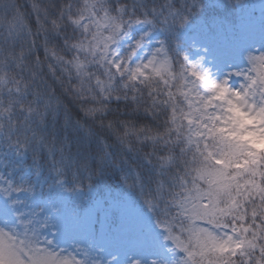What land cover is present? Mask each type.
Returning <instances> with one entry per match:
<instances>
[{
    "label": "clouds",
    "instance_id": "1",
    "mask_svg": "<svg viewBox=\"0 0 264 264\" xmlns=\"http://www.w3.org/2000/svg\"><path fill=\"white\" fill-rule=\"evenodd\" d=\"M0 264H264V0H0Z\"/></svg>",
    "mask_w": 264,
    "mask_h": 264
}]
</instances>
